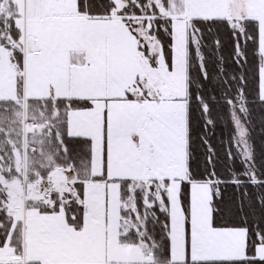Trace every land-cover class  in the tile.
I'll return each mask as SVG.
<instances>
[{"label":"snow or ice","instance_id":"6c2138e0","mask_svg":"<svg viewBox=\"0 0 264 264\" xmlns=\"http://www.w3.org/2000/svg\"><path fill=\"white\" fill-rule=\"evenodd\" d=\"M29 66L59 163L0 183V264H264V0H0Z\"/></svg>","mask_w":264,"mask_h":264},{"label":"rangeland","instance_id":"374dc122","mask_svg":"<svg viewBox=\"0 0 264 264\" xmlns=\"http://www.w3.org/2000/svg\"><path fill=\"white\" fill-rule=\"evenodd\" d=\"M31 98H51L55 101L50 104L45 100L40 102L35 108L41 110L39 114L30 107ZM8 100H15L20 104L18 107L12 104L7 105L0 113V183H5L4 171L13 173L14 170V179L7 185H10L15 192L22 194L26 187L41 181L36 180L39 169L49 170L48 168L51 167L54 171L49 173V176L55 175L57 171V164L54 160V156L57 155L55 140L60 126L58 125L57 128L54 123V127L48 128L46 122L54 118V121L59 123L62 116L56 102V94L47 84L35 77L30 66L19 74L5 72L0 75V102ZM21 106H23V111L20 109ZM57 112H59V118L56 115ZM4 113L8 115L5 116ZM35 146L38 153L36 157H33L31 150ZM7 158L12 162L7 163L5 161ZM26 167L29 181L26 179Z\"/></svg>","mask_w":264,"mask_h":264},{"label":"trees","instance_id":"16d2710c","mask_svg":"<svg viewBox=\"0 0 264 264\" xmlns=\"http://www.w3.org/2000/svg\"><path fill=\"white\" fill-rule=\"evenodd\" d=\"M44 100L46 101V103H49V104L53 102L51 99H32L31 98V100H30L31 101V106L30 107H32V110H34L40 104V102H43ZM10 104L15 105L16 107H18L20 103L16 102L15 100L1 101L0 102V113L3 112L2 109H4L7 105H10ZM21 107L22 108H20V109L22 110L23 109V106H21ZM35 112H38L40 114L41 113V110L38 108L37 110L35 109ZM4 114H5V116L8 115L7 113H4ZM46 116H48V115H46ZM40 118L42 119V117H40ZM62 120H63V117H62L61 121ZM47 121L48 122H46V125L48 126V128L49 127H54V123L57 125V128H58V125L59 126L61 125V121H59V123H56V121H54L53 118H51V119H49ZM217 132H218V135H219V130H217ZM37 151L38 150H37L36 146L34 147V149L31 150V154H32L33 157H36V155L38 153ZM56 156L57 155L54 156V160H55V162H56V164L58 166V163L59 162H58ZM5 161H7V163L12 162V160L9 159V158H7ZM26 161H27V153H26ZM13 163H14V161H13ZM50 168L51 167L48 168L49 170L39 169V175L37 176V179L36 180H43L45 178V175H49V173H52L54 170L52 168L51 169ZM7 172L8 171H4L3 172V177L5 178V183L6 184H10V182L13 181V179H14V173H15V171L13 170V173L12 172H8V174H7ZM26 175H27L26 176V179H27V181H29L27 167H26ZM0 181H1V179H0Z\"/></svg>","mask_w":264,"mask_h":264},{"label":"crops","instance_id":"0c3cea01","mask_svg":"<svg viewBox=\"0 0 264 264\" xmlns=\"http://www.w3.org/2000/svg\"><path fill=\"white\" fill-rule=\"evenodd\" d=\"M44 99H51V98H44ZM53 102L55 101V100H53V99H51ZM57 102V101H56ZM56 115H57V117H58V115H59V112H57L56 113ZM54 119V118H53ZM26 186H27V184H26Z\"/></svg>","mask_w":264,"mask_h":264},{"label":"bare ground","instance_id":"6f19581e","mask_svg":"<svg viewBox=\"0 0 264 264\" xmlns=\"http://www.w3.org/2000/svg\"><path fill=\"white\" fill-rule=\"evenodd\" d=\"M23 157H24V154H23ZM26 158V157H25ZM25 163H26V160H25Z\"/></svg>","mask_w":264,"mask_h":264},{"label":"built area","instance_id":"2783aa9c","mask_svg":"<svg viewBox=\"0 0 264 264\" xmlns=\"http://www.w3.org/2000/svg\"><path fill=\"white\" fill-rule=\"evenodd\" d=\"M27 188V187H26Z\"/></svg>","mask_w":264,"mask_h":264}]
</instances>
